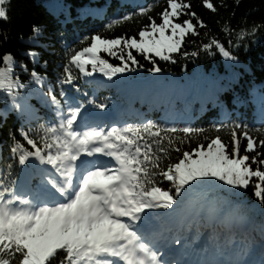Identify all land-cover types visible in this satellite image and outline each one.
<instances>
[{"label": "snow or ice", "instance_id": "snow-or-ice-1", "mask_svg": "<svg viewBox=\"0 0 264 264\" xmlns=\"http://www.w3.org/2000/svg\"><path fill=\"white\" fill-rule=\"evenodd\" d=\"M234 3L238 6L240 0ZM8 4L10 0H0L4 21L10 19ZM202 4L217 11L213 0H202ZM221 6H225L223 0ZM154 7L140 6L138 12L109 22L107 28L133 21L137 15L148 16ZM159 16L161 22L150 17L151 23L139 31V38L93 34L83 37L80 43L87 46L79 50L65 43L69 60L59 94L47 75L29 70L11 52L0 55V96L10 99V110L29 124L42 119L32 103L35 96L55 114L41 126L39 140L22 130L31 148L15 141L12 159L0 170V264H264V127L253 130L242 123L221 122L214 129L230 130L231 141L216 136L206 146L181 153L185 137L206 130L168 127L152 120L101 126L88 120L85 105L98 109L106 105L87 93L82 101L76 100L63 87L69 85L80 93L73 68L84 76L99 72L108 78L128 71L139 63L133 50L148 59L154 54L172 60L187 35L198 34V26L207 27L192 10L190 0H167ZM260 28L264 22L241 28L237 39L254 35ZM32 31L29 39L37 43L46 29L34 25ZM224 31L231 35L234 30L225 25ZM0 38L7 40L9 35L0 30ZM213 46L224 57L237 60L215 38L203 44L206 51ZM102 53L117 57L120 63H110ZM27 55L36 65L42 62L39 51L30 50ZM153 65L149 70L159 73L154 60ZM21 73L30 75L28 83L21 80ZM241 134L246 142L247 154L243 155ZM229 144H234L231 152ZM172 151L181 153L175 162ZM16 164L25 167L28 180L38 177L39 184L20 183ZM193 181L208 185L210 191L231 186L228 192L237 198L219 197L207 201L206 207L201 205L203 216L197 210L195 231L191 230L193 221L181 210L182 198L194 187ZM250 185L259 202V219L257 209L241 196ZM223 205L228 206L226 212H222ZM201 227L207 231L202 233ZM189 256L196 258L185 259Z\"/></svg>", "mask_w": 264, "mask_h": 264}, {"label": "trees", "instance_id": "trees-1", "mask_svg": "<svg viewBox=\"0 0 264 264\" xmlns=\"http://www.w3.org/2000/svg\"><path fill=\"white\" fill-rule=\"evenodd\" d=\"M190 2L192 10L198 14V17L205 22L207 27L201 28L198 26V34L187 35L181 51L172 54V60L165 61L154 54H152V59H148L145 54L133 50V55L136 56L139 63L131 65L130 69L124 73H118L117 75H121L118 81L112 78H104L101 75L90 78L82 74L78 76L81 83L85 84L90 93L95 95L101 103L111 104L114 107H117L119 102L123 104V98L119 95V92L124 91L127 85L125 81L136 79L139 80V84H143L144 87L137 89L134 96L136 98L138 95H142L144 103L141 107H138L134 102L133 104L120 105L117 108L119 113L122 114V119L126 121L124 123L141 119V116L137 115L140 109L146 115H150V111L158 109L164 117H153L147 120L168 127L173 125L177 127L192 126L193 128L206 130L203 133L192 134L190 138L185 137V142L180 145L181 153L182 151L196 149L200 144L206 146L216 136H220L226 143L231 141L230 130L225 129L217 132L214 129L213 125H216L218 116L229 114V117L232 118L230 114H236L243 120H254V116L258 115L260 108L264 107V93L254 94L255 92L264 91V28H260L254 35L250 34L246 38L237 39V33L241 28L250 29L253 24L264 22V0H240L238 6L234 3V0H223L225 6H221V0H213L217 7L216 12L206 9L202 4V0H190ZM131 3L132 0H10V4L7 5L10 19L8 21L0 19V30L7 32L9 35L7 40L0 38V55L11 52L19 62L26 64L29 70L34 69L47 75L54 85L56 68H59L62 62L67 64L69 60L66 58L65 42L63 40L73 33L74 27L78 28L81 35L86 34L85 36L100 34L105 38H115L126 35L130 38L136 35L139 38V31L151 23L150 17H154L157 22H161L159 14L167 6V0L150 1L148 4H154L155 7L148 16L137 15L133 21L114 25L112 29L104 26L103 22L100 25L96 23L89 24L94 16L85 14L90 8H97L101 5L108 8L106 12H113L114 10H120L122 8L120 6L130 5ZM146 3L147 0H142L141 3H136L135 7ZM185 18L187 17H181L180 19ZM193 23H196L195 19ZM34 25L46 29L43 37L37 43H33L29 39L33 35ZM225 25L234 30L231 35L224 31ZM213 38L224 44L225 48L237 60L232 61L230 58L224 57L215 46L206 51L203 44L210 43ZM229 40L232 42L229 43ZM84 46L87 45L79 42L77 50ZM30 50L42 53V62L39 65H36L31 57L27 55ZM184 52L189 53V55H183ZM192 53H196V55H192ZM101 55L103 58L108 59L110 63H120L117 57L109 56L106 53ZM153 60L155 66L161 69L159 73L149 70L154 66ZM43 61H49L50 63L45 66ZM17 72H20V69H17ZM20 78L24 83H28L31 79L27 73H21ZM33 87L38 88L36 85H33ZM189 90H197L202 99H205L201 105L202 107L199 106L198 110H196L198 103L194 98L184 102L172 100V94L179 93L184 96ZM21 91L27 90L22 89ZM148 92L151 94L150 103L148 102ZM32 103L40 113L43 112V107L38 103L35 96ZM10 107V99L5 100L0 96V170H4L6 164L12 159L11 148L14 146L15 141H20L25 144V147L31 148L24 140L21 134L22 130L32 133L37 140L40 139L36 125L30 127L26 119L21 117L18 112L11 111ZM4 113H7L6 119ZM235 123H242L253 130L264 127V124L254 126L245 121H236ZM253 135H257L255 131H253ZM261 138L264 139V136H261ZM241 141V154H247L246 142H244L242 134ZM233 146L234 144H229L230 152ZM181 153L172 151V161L175 162L181 156ZM251 155L255 156L256 153ZM163 166L162 163L161 167ZM256 166L253 165L254 168ZM22 167L19 164L15 165L14 172L17 177ZM192 183L193 188L208 192L217 199L219 197L237 199L230 196L228 192L231 186L224 185L223 189L210 191L206 184H196L195 181ZM215 183L217 185L223 184L221 181ZM163 186L167 187L168 182L165 181ZM188 192L184 194V197ZM241 196L245 203L257 209L256 218L259 219L260 214L257 207L259 202L253 195V187L250 185L246 191H241ZM222 208H228V206L223 205ZM159 211L167 212L168 210L162 209ZM196 227L197 225H192L191 230L195 231ZM203 230L206 229L201 227L202 233ZM257 239H259L258 236Z\"/></svg>", "mask_w": 264, "mask_h": 264}, {"label": "rangeland", "instance_id": "rangeland-1", "mask_svg": "<svg viewBox=\"0 0 264 264\" xmlns=\"http://www.w3.org/2000/svg\"><path fill=\"white\" fill-rule=\"evenodd\" d=\"M113 77H115V76H113Z\"/></svg>", "mask_w": 264, "mask_h": 264}]
</instances>
